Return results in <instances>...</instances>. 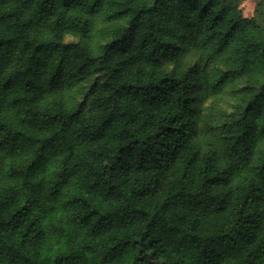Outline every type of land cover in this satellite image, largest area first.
I'll list each match as a JSON object with an SVG mask.
<instances>
[{
	"label": "trees",
	"instance_id": "obj_1",
	"mask_svg": "<svg viewBox=\"0 0 264 264\" xmlns=\"http://www.w3.org/2000/svg\"><path fill=\"white\" fill-rule=\"evenodd\" d=\"M242 1L0 0V264H264V0Z\"/></svg>",
	"mask_w": 264,
	"mask_h": 264
},
{
	"label": "rangeland",
	"instance_id": "obj_2",
	"mask_svg": "<svg viewBox=\"0 0 264 264\" xmlns=\"http://www.w3.org/2000/svg\"><path fill=\"white\" fill-rule=\"evenodd\" d=\"M262 1L263 0H243L240 5L243 16L248 19L256 18L259 14L258 5ZM242 85L243 81H238L233 88L230 89V86L219 95L207 99L201 109V126L207 125L215 127L219 125L222 122V114L230 111L234 103V94L232 91L236 88L238 89Z\"/></svg>",
	"mask_w": 264,
	"mask_h": 264
}]
</instances>
